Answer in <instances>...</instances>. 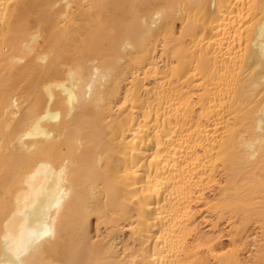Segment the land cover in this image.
Here are the masks:
<instances>
[{
  "label": "bare ground",
  "instance_id": "6f19581e",
  "mask_svg": "<svg viewBox=\"0 0 264 264\" xmlns=\"http://www.w3.org/2000/svg\"><path fill=\"white\" fill-rule=\"evenodd\" d=\"M0 264H264V0H0Z\"/></svg>",
  "mask_w": 264,
  "mask_h": 264
}]
</instances>
